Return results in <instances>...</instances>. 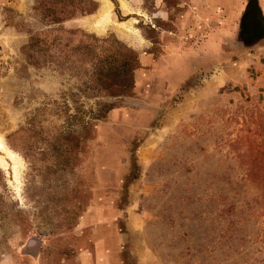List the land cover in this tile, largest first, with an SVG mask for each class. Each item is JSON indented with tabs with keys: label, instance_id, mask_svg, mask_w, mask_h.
<instances>
[{
	"label": "rangeland",
	"instance_id": "obj_1",
	"mask_svg": "<svg viewBox=\"0 0 264 264\" xmlns=\"http://www.w3.org/2000/svg\"><path fill=\"white\" fill-rule=\"evenodd\" d=\"M102 1L0 0V264H264V29Z\"/></svg>",
	"mask_w": 264,
	"mask_h": 264
},
{
	"label": "crops",
	"instance_id": "obj_2",
	"mask_svg": "<svg viewBox=\"0 0 264 264\" xmlns=\"http://www.w3.org/2000/svg\"><path fill=\"white\" fill-rule=\"evenodd\" d=\"M249 0H191L192 7L196 10H204V7L208 6V2L214 3L211 8L222 9L224 23L221 27H218L222 33H229L231 31V21L238 18L243 13L245 5ZM256 3L257 11L261 19H264V0H252ZM210 8V6H209ZM220 36H215L210 39V42L206 46L220 48ZM215 45L213 46V44Z\"/></svg>",
	"mask_w": 264,
	"mask_h": 264
},
{
	"label": "bare ground",
	"instance_id": "obj_3",
	"mask_svg": "<svg viewBox=\"0 0 264 264\" xmlns=\"http://www.w3.org/2000/svg\"><path fill=\"white\" fill-rule=\"evenodd\" d=\"M123 7H126V6L123 5ZM133 21L135 22V20H133ZM113 23H115V22H113V20H112L111 4L107 0H103L101 7H100L99 14L97 16V19L95 20V22L93 24V28L97 33L102 34ZM115 25L117 26L116 30L121 32V33H125L126 31H131V29H132L130 27L129 23L128 24L116 23ZM119 26H120V28H119ZM0 153L5 155V157H7L9 159V161L12 162V169H13L14 173H17V169L19 166L18 158L13 152H11L4 145L1 136H0ZM0 164H5L4 158L1 156H0Z\"/></svg>",
	"mask_w": 264,
	"mask_h": 264
},
{
	"label": "flooded vegetation",
	"instance_id": "obj_4",
	"mask_svg": "<svg viewBox=\"0 0 264 264\" xmlns=\"http://www.w3.org/2000/svg\"><path fill=\"white\" fill-rule=\"evenodd\" d=\"M252 4H255L256 5V3L254 1H252V0L247 1L246 5H245V9H244V11L242 13L243 16H244L243 18L245 20L248 15H251L252 16V19H254L255 23H257L260 27H262L264 29V19H261L260 18L259 13L257 11V7H256V10H255L256 12L255 13L252 12V10H254V9L251 8L252 7ZM239 29H240V35H241V33L244 30H243L242 26H239ZM263 34H264V32H263ZM256 35L257 34H255V32H254L253 37L254 36L256 37ZM249 38H250V36H249Z\"/></svg>",
	"mask_w": 264,
	"mask_h": 264
}]
</instances>
